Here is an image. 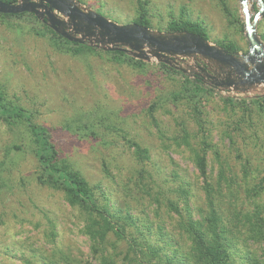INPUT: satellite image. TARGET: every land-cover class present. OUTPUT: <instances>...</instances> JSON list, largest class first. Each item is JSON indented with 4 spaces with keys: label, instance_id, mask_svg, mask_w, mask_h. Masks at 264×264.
<instances>
[{
    "label": "rangeland",
    "instance_id": "1",
    "mask_svg": "<svg viewBox=\"0 0 264 264\" xmlns=\"http://www.w3.org/2000/svg\"><path fill=\"white\" fill-rule=\"evenodd\" d=\"M77 1L85 9L120 24H132L137 13V0ZM250 3L254 16L259 2ZM224 5L234 17L227 14ZM148 9L150 29L154 32L166 33L173 19H191L205 26L212 43L234 41L241 48L240 53L249 49L240 0H148ZM43 23L42 14L22 18L0 16V84L10 97L33 111L37 124L52 130L54 141L63 147L65 156L73 159L91 183L102 182L119 206L126 201L130 204L137 225L127 224L125 238L110 236L120 264H165V260L160 262V258L152 256L148 246H159L170 239L173 244L159 253L162 258L164 253L172 255L176 251L175 263L180 264L177 259H182L188 250V241L179 231L178 217L173 212L162 205L150 206L147 197L124 198L121 182L136 166L133 149L124 135L149 149L146 165L164 189L187 183L196 213L203 206L202 180L191 149L185 144L178 145L176 140L183 135V127L190 131V141L196 147L206 136L213 145L208 150L211 176L215 179L223 164L234 179L235 196L226 192V202L237 198L240 205L237 207L251 208L246 192L240 188L247 159L252 169L251 184L261 181L264 184V117L254 105H250V118L244 116L241 107L222 100L224 90L195 103L184 93L183 75L166 71L161 63L167 62L147 44L142 55L131 53L135 59L145 61L144 67L114 60L106 52L110 50L109 43H104L99 34L84 38L91 45H98L97 54L74 56L58 51ZM65 29L75 37H82L83 32L75 33L72 25ZM35 30L46 34H37ZM257 31L264 34V11L257 22ZM178 62L186 74L199 73L203 64L215 75L216 82L226 76V72L216 70L214 63L199 55L182 56ZM229 92L236 99H248L255 92H264V84L246 91L230 88ZM195 107L201 110L203 129L197 124ZM90 123L100 134L95 140L80 135L84 125ZM66 125L73 129H66ZM14 141H17L15 132L0 120V161L6 147ZM106 163L112 177L103 172ZM35 171L36 160L30 152L0 171V264H99L81 231L82 215L67 203L61 192L39 184ZM259 200L264 215V189ZM51 231L55 232L54 237ZM131 237L137 239V250H131ZM140 249L145 254L141 255ZM251 249L259 256L264 254L257 244H252ZM236 263H240L238 257Z\"/></svg>",
    "mask_w": 264,
    "mask_h": 264
},
{
    "label": "trees",
    "instance_id": "2",
    "mask_svg": "<svg viewBox=\"0 0 264 264\" xmlns=\"http://www.w3.org/2000/svg\"><path fill=\"white\" fill-rule=\"evenodd\" d=\"M8 4H16L18 0H2ZM136 16L133 22L146 27H152L149 18L148 0H137ZM228 15L234 17L229 7L224 5ZM37 15L33 12L20 13H0L2 17L22 18L25 15ZM234 21V20H233ZM43 26L51 34L50 42L56 50L72 54L74 56L88 53H99L100 49L87 41H69L64 36L58 34L49 27L47 21L43 20ZM241 29L243 23L240 21ZM166 30L168 32H189L200 35L209 40L208 32L199 21L191 19H173ZM37 34L45 35V32L36 31ZM260 37L264 40V34ZM232 54H237L241 48L234 41H215ZM118 62H125L135 67H144L145 61L135 59L132 52L122 45L115 44L112 49L106 51ZM166 71L183 75L184 93L195 103H201L203 98H207L213 93L221 94L222 88L216 85L209 69L204 66L199 73L186 74L181 66L161 63ZM225 95L221 94L222 100L231 106L241 107L244 116L250 118L254 105L257 112L264 117V92H255L248 99H236L229 90H225ZM197 124L200 129L204 128L203 119L200 116L201 110L194 108ZM34 113L17 100L10 97L6 87L0 84V120L15 132L16 140L8 145L4 151V159L0 161V171L5 170L9 163L14 164L15 160L24 153L30 152L36 160V180L52 190L61 192L67 203L76 208L83 217L81 231L88 238L90 252L98 260L99 264H120L117 259L118 253L115 244L110 241V236L115 235L118 239L126 237V227L137 225V220L133 216L131 206L126 201L122 206L112 198L109 189L105 188L102 182L91 183L85 174L75 165L73 159L65 156L63 147L54 141L52 130L39 125L34 121ZM66 129L72 130L71 125H66ZM82 137L97 139L100 134L93 129L92 124L84 125V131L80 133ZM190 131L183 127V135L180 140H176L178 145L185 144L193 153L194 164L198 171V177L202 180L203 206L198 208L197 213L193 206L191 196L192 191L187 183H181L178 187L167 186L164 189L147 167L146 162L150 159L149 149L142 146L135 139H124L132 148V155L135 165L131 169L126 180L121 182V187L127 197L135 200L145 198L149 200L150 206H164L178 217L179 231L188 241V250L182 259H177L180 264H264V254L259 256L251 249L252 244H257L264 251V215L262 204L259 200L262 195L264 184L259 182L251 184L250 178L252 169L250 160H246L243 165V182L240 188L246 192L251 208L240 206L238 199L226 202V192L235 196L233 192L234 179L227 173V166L223 164L218 170L214 179L209 171L208 150L213 147L212 143L203 136L200 146L196 147L190 141ZM230 140L233 136L229 135ZM219 155V151L215 150ZM108 164H103V172L106 177H112ZM114 182L115 179L112 178ZM118 183V182H117ZM134 193V197H133ZM139 196H137L136 194ZM241 201L240 204H242ZM145 218H147V215ZM148 222H145L146 227ZM159 230H163L161 223H158ZM162 228V229H161ZM142 233L141 230H139ZM54 237L55 232L51 231ZM240 242H242L240 244ZM131 250H137L138 242L136 237H131ZM173 244L172 239L164 241L162 245H149L152 256L160 258V262L165 260V264H176L175 255L167 252L163 258L159 255L166 246ZM137 247V248H136ZM114 249V250H113ZM141 255L145 254L140 249Z\"/></svg>",
    "mask_w": 264,
    "mask_h": 264
},
{
    "label": "water",
    "instance_id": "3",
    "mask_svg": "<svg viewBox=\"0 0 264 264\" xmlns=\"http://www.w3.org/2000/svg\"><path fill=\"white\" fill-rule=\"evenodd\" d=\"M247 1L240 0L249 49L246 53L237 54L195 33H157L135 22L120 24L94 10L85 9L77 0H22L16 4L0 0V13L29 10L36 15L42 14L43 20L53 30L68 39L84 42L85 37L99 34L104 43H109V49L115 44L122 45L135 55H142V48L147 44L155 50V55L173 65H179L178 58L182 56L199 55L214 63L216 70L226 72L225 78L216 82L218 87L224 91L230 88L246 91L257 84H264V40L257 31L264 0H258L260 7L254 16L246 6ZM71 25L75 33L83 32V38L75 37L65 29ZM180 68L186 71L184 67Z\"/></svg>",
    "mask_w": 264,
    "mask_h": 264
},
{
    "label": "bare ground",
    "instance_id": "4",
    "mask_svg": "<svg viewBox=\"0 0 264 264\" xmlns=\"http://www.w3.org/2000/svg\"><path fill=\"white\" fill-rule=\"evenodd\" d=\"M250 1H251V0H248V1H247V4H246V6H247V8H248L249 11H250V8H251V3H250Z\"/></svg>",
    "mask_w": 264,
    "mask_h": 264
},
{
    "label": "flooded vegetation",
    "instance_id": "5",
    "mask_svg": "<svg viewBox=\"0 0 264 264\" xmlns=\"http://www.w3.org/2000/svg\"><path fill=\"white\" fill-rule=\"evenodd\" d=\"M200 64H202V63H200ZM204 66L207 67L206 65H203V64H202L201 67H200V69L204 68ZM207 68H208V67H207ZM211 75H212V74H211ZM212 76H213V77H212L213 79H216L215 75H212Z\"/></svg>",
    "mask_w": 264,
    "mask_h": 264
}]
</instances>
